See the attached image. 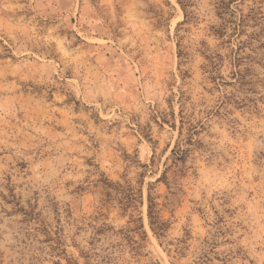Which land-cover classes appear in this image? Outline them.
<instances>
[{
	"label": "rangeland",
	"instance_id": "1",
	"mask_svg": "<svg viewBox=\"0 0 264 264\" xmlns=\"http://www.w3.org/2000/svg\"><path fill=\"white\" fill-rule=\"evenodd\" d=\"M181 1L0 0V264H264V0Z\"/></svg>",
	"mask_w": 264,
	"mask_h": 264
},
{
	"label": "trees",
	"instance_id": "2",
	"mask_svg": "<svg viewBox=\"0 0 264 264\" xmlns=\"http://www.w3.org/2000/svg\"><path fill=\"white\" fill-rule=\"evenodd\" d=\"M178 1H179L180 5H182V1L181 0H178ZM182 9L184 11L185 18H187V16L189 14H188V12L185 11L184 5H182ZM215 33L219 37L223 36L222 32H217L216 31ZM188 141H190V138H189ZM187 151L188 150L182 148L181 144L179 146L178 143H176L174 148L171 150L170 155L166 159V161L170 160L172 162L171 166H175L176 162H182L185 159ZM164 165H166V163ZM169 168L170 167L165 166V169H164V171L162 173V177L159 178L157 180V182H159L161 179H164L165 174H166V172H167V170ZM151 189H152L151 186H149V190H151ZM157 207H158V203L156 202V198L152 197L151 193L148 192V194H147V219H148V224H149V228L152 231L153 235L156 238L159 239L161 237H164V234H165V232L168 229V225H167V223L161 221V218L159 216V211H158ZM138 221H139V223H141V219H139ZM142 228L143 227H142V224H141L140 225V229H142ZM142 234L146 238V234H145L144 231H143ZM199 260L200 261L197 264H206V260L207 259L205 258V256H203Z\"/></svg>",
	"mask_w": 264,
	"mask_h": 264
}]
</instances>
